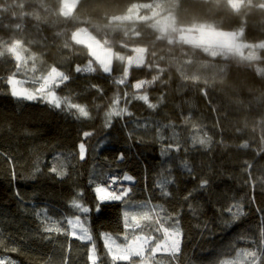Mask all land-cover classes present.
Masks as SVG:
<instances>
[{"label": "trees", "instance_id": "16d2710c", "mask_svg": "<svg viewBox=\"0 0 264 264\" xmlns=\"http://www.w3.org/2000/svg\"><path fill=\"white\" fill-rule=\"evenodd\" d=\"M60 3L0 0V44L22 40L27 49L24 55L35 57L16 72L13 57L8 53L0 56V258L15 264H89V249L94 245L97 264H113L103 234L122 244L118 237L125 235L122 213L126 202V207L148 205L135 211L158 205L155 211L160 217L153 215V221L179 215L180 250L175 256L155 254L154 259H145L147 264H244L243 253L261 247L264 227V215L258 211L264 209V76L256 73L257 68H264V48L259 47L264 44V0H79L68 18L59 15ZM133 14L148 19L132 24L113 21ZM170 17L173 22L164 30L154 28L156 20ZM17 25L22 27L16 29ZM197 25L241 32L236 44L247 45L242 52L254 59L244 60L227 50L211 56L206 48L184 43L182 33ZM78 29H86L101 44L107 42L118 55L131 56L134 49L143 48L145 67H132L126 86L114 83L124 66L115 59L111 74L103 73L95 63L96 71L76 73L77 65L85 67L92 59L87 48L72 41V33ZM52 66L70 76L66 86L55 89L56 95L85 106L89 117L77 119L74 109L62 111L40 100L11 95L6 83L9 75L16 73L17 79L25 81L24 87H33V75H44ZM154 75H162L167 86L157 82L147 94L157 103L163 92V103L152 110L137 100L126 105L122 98L118 106H126L132 115L114 116L105 127V113L113 98L124 92L131 96L136 92L133 83ZM85 132L92 135L84 137ZM158 132L165 137L163 142ZM205 135L211 138L206 147L198 143ZM81 142L86 149L83 160L79 157ZM245 142L248 148L238 147ZM168 143L179 144L180 150L170 153L176 159L162 166L159 153ZM121 151L123 161L116 159ZM184 160L192 168L191 175L181 167ZM245 162L252 169L245 170ZM54 165L65 175L49 172ZM36 166L40 171L33 175ZM125 173L134 181L122 182L131 188L124 202L108 204L97 216L92 188ZM165 176L174 180L167 186L171 197H164L157 187ZM204 179L210 184L200 189ZM193 189L190 202L196 215L182 203V197ZM81 191L79 202L92 209L88 214L71 207L73 197ZM253 198L255 203H251ZM237 204L243 212L239 217L231 213L220 216L217 211ZM44 212L47 219L37 215ZM77 215L82 219L86 215L84 225L90 224L91 241L67 234L71 229L66 218ZM173 222L167 220L165 226ZM45 225H59L62 230L46 232ZM132 260L141 262L137 257Z\"/></svg>", "mask_w": 264, "mask_h": 264}, {"label": "snow or ice", "instance_id": "6c2138e0", "mask_svg": "<svg viewBox=\"0 0 264 264\" xmlns=\"http://www.w3.org/2000/svg\"><path fill=\"white\" fill-rule=\"evenodd\" d=\"M79 0H61L60 8H59V15L65 18L71 17L73 13L77 10ZM135 7V6H134ZM132 11L131 9L129 10ZM116 19H121L117 17ZM22 26L17 25L16 29H20ZM72 41L75 45H83L88 50V55L92 58L89 60L88 64L85 67H80L77 65L75 67L76 73H87V72H94L96 69L93 67V63L99 65V69L106 74H111L113 72V59L121 61L124 63L122 75L115 79L114 83L116 85H127V81L129 78V71L130 69L135 66L137 68L145 67V58H144V49L138 48L134 49L135 55L132 56H123L118 55L112 51L110 47L107 46V42L101 44L94 36H92L86 29H78L77 31L72 33ZM231 46L228 47L227 51L234 52L236 55H239L241 59L244 60H252L254 59L252 54L245 56L242 52V49L245 47L244 45L236 44V36H231ZM188 43L193 44V46H199V41L196 40H189ZM65 47H68L65 44ZM259 47L264 48V44L259 45ZM0 56H3L5 53L10 54L13 59L16 61V72H20L22 68L27 66L28 60L32 59L35 60V57H26L24 53L27 49L24 48V44L22 40L15 39L12 40L10 43L6 45L0 44ZM208 51V49H205ZM224 49L221 46H217L215 50H212L211 54L213 56L217 55L218 52H223ZM150 68V67H149ZM32 72L35 73V64H33ZM163 72V69L160 70ZM256 73L260 76H264V68H257ZM193 80H197V77H193ZM70 80V76L65 74L64 72L58 70V67L52 66L46 74L41 75L39 77L33 75L32 77V84L33 88L29 89L24 87L25 81L17 79L16 73H12L7 78V85L9 86L10 93L13 97L17 99H24L28 101H36L40 100L55 109L60 110H67L71 112L73 109V115L79 119L80 117H89V111L86 109L85 106H82L78 103L70 102V99L65 97L61 98L56 95L55 89L59 88L61 85H65ZM160 82L163 87L167 86V82L163 80L162 75H154L151 79H140L137 80L135 83L132 84V88L136 90L134 94L130 96L128 92H124L122 95H116L111 104V109L105 113V127H109L112 122V118L114 116L123 117L124 115L131 116L132 113L128 111V108L119 107L121 99L123 98L125 104L131 103L132 100L142 101L149 109L156 110L160 104L163 103L165 99V94L162 92L160 96V100L157 103H153L149 99V95L147 94V89L154 85L155 83ZM38 85V87H35ZM93 87H96L93 85ZM141 90H143L141 94ZM97 91H102V89L97 88ZM203 91V90H202ZM204 95L207 97V92H204ZM208 103L211 104V98L208 97ZM213 111L219 113V108L214 107ZM139 125V121H137ZM221 134H223V126L220 125ZM92 133L85 132L84 137L91 136ZM159 139L161 142L165 140V137L162 133H159ZM171 139V138H169ZM262 143H264V134H262ZM197 143V141H194ZM198 143L201 146H207L211 143V138L205 135V138L200 139ZM220 143H224L223 140ZM79 157L81 160L85 157V143L81 142L79 145ZM238 147L240 148H248L249 144L247 142L240 144ZM180 145L172 143H168L167 147H162L160 150V157H161V165L163 166L165 163H169L176 159L170 155L173 151H179ZM124 153L123 151L116 157L117 160L123 161L124 160ZM181 167L184 171H186L189 175L192 174V168L188 164L186 160L181 162ZM245 170L252 169L253 165L251 163L245 162L243 165ZM40 171L39 166H36L35 173ZM49 172L56 173L58 176H63L65 173L60 171L58 166H53L49 168ZM171 174V169L168 170V175ZM13 179H15V174H13ZM195 179V177H193ZM128 181L133 182L134 177L128 174H124L122 177L120 176H113L111 180L107 184L103 183H96L95 186L92 188V192L94 193V197L96 200L95 211L97 216L103 214L105 207L115 201L124 202L125 197L131 191L130 187L123 186L122 182ZM93 180L90 179L89 184H93ZM174 183V180L168 179L167 176L162 178L157 187L160 188L161 194L164 197H171L173 193L167 190V186L169 184ZM120 185L118 188L117 185ZM210 184L208 179H204L200 182L199 188L206 189ZM261 187L264 188V183L261 184ZM188 191L186 195L182 197V203H187V207L189 211L193 212L194 215L197 214V210L195 209L194 205L190 202L194 199L193 192ZM19 195V193H17ZM83 197V192L77 193L72 201L71 207L74 208L77 212L81 214H88L92 209L90 207L84 206L79 201ZM251 203H255V199L253 198ZM235 207L237 211L233 213L232 209ZM147 209L148 205L145 203H140L137 205H130L127 206L126 209L122 213L124 229H125V236L124 240L125 243L119 244L109 236L107 233L103 234L105 239V248L107 249L108 255L111 257L113 264H116L117 261H128L129 264H135V261L132 260L133 257H140L141 264L145 259H154L155 254L157 252H164L175 256V254L180 250V237L182 236V232L180 229V220L179 215L176 218L168 217L167 220H173L174 222L168 226L167 220L163 218H158L153 221V215L160 217V212L155 211L156 208L159 206H153L152 209L146 211H135L134 209ZM220 216H224L226 213H231L235 217H239L243 215V212L240 210V205H234L227 208L219 207L217 209ZM264 215V209H258ZM38 216H45L47 219V213H37ZM86 215L82 219L81 216L77 215L75 218H66V223L71 232H67L68 235L76 237L77 239L91 241L92 236L89 233L88 228L84 225V220H86ZM147 222V223H145ZM207 227V225H205ZM78 229V232H77ZM146 229L150 231L146 232ZM61 226H56L55 228L49 227L47 225L44 226V231L46 232H60ZM66 231V230H65ZM79 233V234H78ZM155 233H162L163 234V241L160 240L159 237L155 235ZM261 247L258 251H245L243 255L247 258L244 261V264H264V227L261 228V239H260ZM11 251L15 252L16 249L12 248ZM238 256L241 255L240 252L237 253ZM99 258L95 254V246L93 245L89 249L88 254V261L89 264H97V260ZM0 264H15V261L7 258H0ZM221 264H228V262H221Z\"/></svg>", "mask_w": 264, "mask_h": 264}, {"label": "rangeland", "instance_id": "374dc122", "mask_svg": "<svg viewBox=\"0 0 264 264\" xmlns=\"http://www.w3.org/2000/svg\"><path fill=\"white\" fill-rule=\"evenodd\" d=\"M154 14L155 13H153L148 18L154 17L155 16ZM148 18L140 17L137 14H133V15L123 16L121 19H114L113 21L116 23L127 22L129 24H132L133 22L146 20ZM170 22L171 23L173 22V18H171V17L169 19H161V20L159 19V20H156V23H154L153 26H154V28L156 27L159 31H162L165 29L166 25L169 24ZM232 35L236 36V41L242 37L241 32H238V33L226 32V31L214 29L213 27H210L209 25H197V26H194L193 28H189V30L186 29L181 35V40L184 43H186L188 45H192V46H193V44L188 43L187 41H189V40L199 41L200 42L199 46H196V47L207 48L208 52H212L210 50H215V48L217 46L223 47L224 51H226L228 49V47L231 46V43H232L231 36ZM236 41H235V43H236ZM239 44L245 46L243 49H245V48L247 49V47H248L247 45H245L243 43H239ZM132 55H135V52ZM210 55L213 56L211 53H210ZM125 57H127V56H125ZM113 63H114V59H113ZM123 65H124V63H123ZM112 67H113V64H112ZM133 67H135V66H133ZM33 87H28V88L32 89ZM35 87H37V86H35ZM125 209H126V202H124V204H123V210H125ZM87 226L90 228L89 222H88V224L85 225L86 228H88ZM71 231H72V229H71ZM77 232H78V229H77ZM155 234L157 236H159L160 234L162 235V233H155ZM124 236L125 235L118 237L119 240L122 242V244L125 243ZM111 237L114 238L113 236H111ZM160 240L163 241V236L160 237ZM107 253L108 252H106V254ZM161 253H164V252H157L156 254H161ZM95 254L98 257V253L95 252ZM137 258L141 259L140 257H137ZM108 259L111 260V257L109 255H108ZM135 264H141V262L139 263V261H135ZM143 264H147V262L144 261Z\"/></svg>", "mask_w": 264, "mask_h": 264}, {"label": "bare ground", "instance_id": "6f19581e", "mask_svg": "<svg viewBox=\"0 0 264 264\" xmlns=\"http://www.w3.org/2000/svg\"><path fill=\"white\" fill-rule=\"evenodd\" d=\"M152 208V207H151Z\"/></svg>", "mask_w": 264, "mask_h": 264}]
</instances>
